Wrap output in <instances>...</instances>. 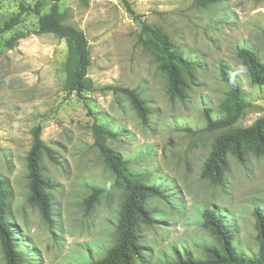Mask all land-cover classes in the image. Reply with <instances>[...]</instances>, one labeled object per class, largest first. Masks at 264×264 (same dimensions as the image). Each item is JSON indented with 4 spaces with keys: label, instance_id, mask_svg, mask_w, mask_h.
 I'll use <instances>...</instances> for the list:
<instances>
[{
    "label": "rangeland",
    "instance_id": "1",
    "mask_svg": "<svg viewBox=\"0 0 264 264\" xmlns=\"http://www.w3.org/2000/svg\"><path fill=\"white\" fill-rule=\"evenodd\" d=\"M32 5L35 0H23ZM60 0L64 23L83 31L89 46L87 75L93 91L85 99L64 90L66 43L39 33L37 15L24 13L19 24L0 35V177L11 188L8 217L22 264H95L114 243L125 192L94 146L91 125L116 132L107 143L127 160L128 168L161 196L149 197L150 225L141 224V257L134 264H169L176 254L205 257L216 240L201 225V211L214 208L232 226L234 243L245 255L257 253L254 210L264 214V156L249 154L242 165L228 155L221 185L201 178L200 171L215 137L204 131L203 110L223 115L219 104L227 86L224 64L235 75L246 106L233 127L249 126L264 114V85L251 84L236 57L253 49L264 63V0H219L204 8L193 0ZM44 2L40 13L48 11ZM18 11V0L1 1V22ZM136 19L140 23H136ZM159 26L185 57L195 62L184 100L166 94V80L154 56L139 41L143 26ZM108 86L136 90L150 113L138 118L129 99ZM91 112V113H90ZM53 158L42 155L44 176L51 183L52 221L27 202L26 155L32 129ZM101 188L92 206L84 202ZM0 264H5L0 245Z\"/></svg>",
    "mask_w": 264,
    "mask_h": 264
},
{
    "label": "trees",
    "instance_id": "2",
    "mask_svg": "<svg viewBox=\"0 0 264 264\" xmlns=\"http://www.w3.org/2000/svg\"><path fill=\"white\" fill-rule=\"evenodd\" d=\"M0 0V35L19 24L24 13L37 15L39 33H52L66 43L64 90L84 100L83 93L93 91V82L87 75L90 65V52L87 39L82 30L71 24L64 23L65 14L60 11V0H35L30 6L23 0H18V11L6 21L1 22ZM129 13H133L128 0H120ZM219 0H193V5L204 8ZM44 2H49L47 12L40 13ZM142 31L146 38L139 36V41L157 62L158 72L166 80V94L171 99L184 100L187 97L188 82L194 77L195 62L188 59L159 26L145 25ZM264 33V31H263ZM236 57L245 67L251 84L264 85V63L251 48L241 47L236 51ZM219 74L227 86L225 97L219 108L223 115L212 117L208 109L203 110L205 121L204 131L222 130L213 140L210 150L203 161L200 176L211 184L221 185L228 166V155L237 162L246 165L249 154L264 156V114L256 118L249 126L233 127L240 118L246 102L239 81L222 63ZM123 93L128 99L138 118L145 121L150 109L146 101L136 90L128 87H105ZM91 113V112H90ZM94 146L98 150L103 163L114 175V183L122 187L125 198L121 204L117 223V236L114 243L95 264H134L141 257L142 241L141 224L152 223V213L147 206L149 197L161 196L163 190L158 184L143 181L138 174L127 166V160L119 151L112 148L107 140L114 138L116 132L107 125L98 123L96 118L91 125ZM53 158L50 148L41 138V127L32 129L31 146L26 155L28 178L27 202L35 205L41 217L50 225L52 221V200L48 190L51 183L44 176L41 166L42 155ZM101 188L93 187L85 197L87 206H92L98 198ZM12 198L9 182L0 177V245L5 264H22V253L17 249L13 226L8 217V206ZM256 240L258 250L255 255L248 256L240 252L235 243V232L223 216L214 208L207 207L201 211L200 225L216 240L215 245L205 247V257H195L188 253L176 254L169 264H264V214L254 210Z\"/></svg>",
    "mask_w": 264,
    "mask_h": 264
},
{
    "label": "water",
    "instance_id": "3",
    "mask_svg": "<svg viewBox=\"0 0 264 264\" xmlns=\"http://www.w3.org/2000/svg\"><path fill=\"white\" fill-rule=\"evenodd\" d=\"M136 23H140L138 19H136Z\"/></svg>",
    "mask_w": 264,
    "mask_h": 264
}]
</instances>
